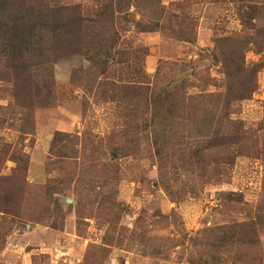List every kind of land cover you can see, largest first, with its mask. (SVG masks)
Here are the masks:
<instances>
[{"label":"rangeland","instance_id":"374dc122","mask_svg":"<svg viewBox=\"0 0 264 264\" xmlns=\"http://www.w3.org/2000/svg\"><path fill=\"white\" fill-rule=\"evenodd\" d=\"M32 1L80 26L0 56V264H264V0Z\"/></svg>","mask_w":264,"mask_h":264},{"label":"trees","instance_id":"16d2710c","mask_svg":"<svg viewBox=\"0 0 264 264\" xmlns=\"http://www.w3.org/2000/svg\"><path fill=\"white\" fill-rule=\"evenodd\" d=\"M32 2V0H0V56H4L13 71L20 75H25L31 67L35 70L39 62L42 63V52L52 53L54 49L53 53H55L52 43L50 45L44 43L47 38L54 36L57 31L68 28L78 29L80 26V23L76 24L75 19H68L67 22V18L63 16L68 10L67 7L45 13L36 10ZM9 14L11 17L8 19ZM28 55L32 57L28 58L30 62L24 59ZM234 62L235 60L231 58L226 61L225 71L229 76L240 72L238 67H234ZM173 92L175 93L174 89ZM154 98L153 95L154 108L161 107L162 103L169 99L171 102L176 100L173 93L159 96L156 100Z\"/></svg>","mask_w":264,"mask_h":264},{"label":"water","instance_id":"95a60500","mask_svg":"<svg viewBox=\"0 0 264 264\" xmlns=\"http://www.w3.org/2000/svg\"><path fill=\"white\" fill-rule=\"evenodd\" d=\"M68 202H71V199H68Z\"/></svg>","mask_w":264,"mask_h":264}]
</instances>
